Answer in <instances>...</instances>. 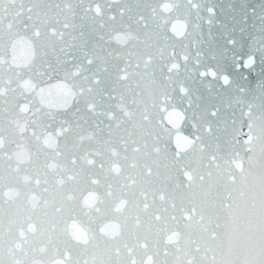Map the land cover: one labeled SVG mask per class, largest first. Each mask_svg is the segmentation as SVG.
<instances>
[{
	"label": "water",
	"instance_id": "1",
	"mask_svg": "<svg viewBox=\"0 0 264 264\" xmlns=\"http://www.w3.org/2000/svg\"><path fill=\"white\" fill-rule=\"evenodd\" d=\"M0 264H264V0H0Z\"/></svg>",
	"mask_w": 264,
	"mask_h": 264
}]
</instances>
